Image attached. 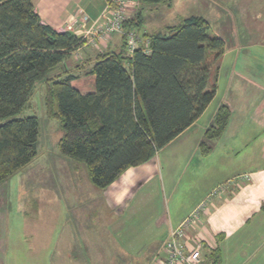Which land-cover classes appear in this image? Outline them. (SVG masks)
Masks as SVG:
<instances>
[{
  "label": "trees",
  "instance_id": "16d2710c",
  "mask_svg": "<svg viewBox=\"0 0 264 264\" xmlns=\"http://www.w3.org/2000/svg\"><path fill=\"white\" fill-rule=\"evenodd\" d=\"M142 12L123 22L124 34L142 28ZM209 31L202 16L183 18L163 32L136 34L140 42L130 54L120 35L118 50L94 56L85 72L94 77V92L82 94L72 84L78 75L64 65L86 41L43 24L33 0H0V184L37 155L38 118L18 115L41 84L46 117L61 123L60 153L83 163L97 189L153 159L216 95L225 41ZM230 116L228 105L217 108L199 142L202 155L212 151Z\"/></svg>",
  "mask_w": 264,
  "mask_h": 264
},
{
  "label": "crops",
  "instance_id": "0c3cea01",
  "mask_svg": "<svg viewBox=\"0 0 264 264\" xmlns=\"http://www.w3.org/2000/svg\"><path fill=\"white\" fill-rule=\"evenodd\" d=\"M207 1L212 3L225 0ZM33 3L43 24L49 25L57 32L69 31L78 36L79 28L84 26L86 29L104 9L106 1L33 0ZM208 4L202 11L215 10ZM77 8L88 16L86 25H81L80 17L74 15ZM145 29L147 30L143 34H152L148 28ZM87 46L84 45L79 50L86 49L90 56L85 58L93 59L95 50L91 45ZM120 46V36L115 34L104 49L113 51L118 50ZM235 49L240 51V44ZM79 50L73 55L80 52ZM82 60L84 61V58ZM237 76L240 78V70ZM89 77L93 83L92 88L84 90L75 85L79 78L72 84L82 94L93 93L94 77ZM237 100L238 107L227 101L226 105L231 110L230 119L223 134L215 141L212 152L205 157L214 159L226 169L215 170L211 175L213 179L208 181L207 186L198 194L193 191L188 193V198L178 199V205H173L167 217L162 216L154 225L148 222L142 226V217L138 216L133 220V226L131 223L125 227V230L128 227L131 231L126 237L122 236V232L118 233L120 229L115 226L117 219L125 216L128 208L130 209L132 199L128 197L133 187H138L137 183L140 182L147 183L157 176L159 165L154 158L128 169L105 190L97 189L92 183L78 185L76 182H67L64 185L68 189L67 196L62 193L58 199L57 196L55 199H49L45 193V200L40 206L35 199L21 202L20 211L29 209V212L33 213L31 216L24 215L26 217L20 219L21 223H17L21 239L29 240L30 244L28 247L25 245L26 249L23 251L24 246L13 240V243H18L21 251H15L13 258L6 260V264H142L143 261L133 258L134 255L140 256V249L134 251L133 246L136 239L142 240L146 235L148 238L143 245L149 249V255L152 257L150 264H153L155 258L163 254L171 231L203 202L206 212L203 214L202 225L191 231L204 239L202 264H264V104L250 105L244 100L240 107V85ZM211 104L212 102L190 128L168 145L177 143L181 149L192 146L197 154V145L217 110H211ZM191 135L195 138H191ZM228 136L231 140L227 139ZM178 157L179 154H173L172 160L178 161ZM174 166L175 164L171 165ZM171 171L180 177L184 173L176 168ZM245 175L252 177V181L240 178V182L226 186L221 195L208 199L210 191L228 181L230 177ZM38 187L41 188L38 183L31 186L34 190ZM45 190L51 191L49 186L45 187ZM76 191L80 194H73ZM23 194H27L25 190ZM3 199L0 195V221L5 225L7 211L1 209L6 203L5 196ZM32 209H38L39 212ZM136 211L140 213L137 207ZM13 224L16 225V222ZM148 224L152 227L146 231L144 229ZM133 230H138L139 233L132 232ZM1 252L6 255L5 250ZM22 252L24 262L19 258V253ZM125 256L130 257L128 261L122 259Z\"/></svg>",
  "mask_w": 264,
  "mask_h": 264
},
{
  "label": "rangeland",
  "instance_id": "374dc122",
  "mask_svg": "<svg viewBox=\"0 0 264 264\" xmlns=\"http://www.w3.org/2000/svg\"><path fill=\"white\" fill-rule=\"evenodd\" d=\"M207 3H209L208 6H211L215 10L211 8L212 11H202L205 10ZM110 9L111 6L106 3L98 17L92 20L86 28L92 32V34H88L91 37L92 45H85H88L87 47L91 45L95 50L93 56L96 53L105 52V45L109 43V40L115 34L125 36L124 32L110 34L111 37L109 39L99 33L98 36H94L95 32L93 31L96 28L98 29L99 26H104L105 19L103 18V14L107 15V17L111 16L108 11ZM140 10L143 11V26L136 33L139 37H142L143 32L147 30L145 28H148L151 33L163 32L166 27L177 24L183 18L202 16L210 25V34L225 41V50L219 62L217 74V92L212 101L211 110L217 109L222 103L226 104L227 101L238 107L237 95L239 85L240 107L244 100L250 105L264 104V0H225L221 2L214 1L212 3L207 0H171L169 3L145 6L135 3L128 8L126 13L129 16L135 11ZM80 14L85 13L80 8H77L74 15ZM87 21L84 22L85 25ZM86 29L83 26L79 28V31L81 32ZM239 44L240 51L235 49ZM85 50L82 49L81 51L79 50L80 52H76L72 58L65 62L64 66L71 73L78 75L79 79L75 82V85H79L84 90H87L93 87V83L91 77L86 76L85 72L92 65L93 59L85 58L90 56ZM83 58L84 61L82 60ZM60 69L54 70L50 76L56 75L61 71ZM239 70L240 78L237 76ZM35 90L30 102L27 103L18 116H36L38 118L39 138L37 155L30 164L0 185L1 199L4 200L5 196L6 201L3 204L4 208L1 209L2 211H7L6 224L3 225L2 221H0V262H4V264L7 263L6 260L13 258L15 251H21L18 248V243L24 246L23 251L26 249L25 245L28 247L30 244L29 240L24 241L21 239L17 223H21V218L31 216L33 213H30L29 209H22L20 211L21 202L35 199L40 206L41 202L45 200V193L49 199H55L56 196L58 199L62 196V193L67 196L68 189L64 186L67 182H76L78 185L91 183L83 163L60 153L58 140L62 135L61 123L59 120L47 118L45 115L42 104L45 93L44 85L41 84ZM191 138L195 137L191 135ZM227 139L231 140L229 136ZM197 150L198 152L195 154L196 150L192 146L181 149L177 146V143H171L156 153L154 159L159 165L157 176L150 179L147 183L140 182L137 183L139 184L138 187H133L128 197V199H132L130 209L128 208L126 215L117 219V223L115 224L120 229L118 233L122 232L123 237H126L129 233L131 234L128 227L127 230H125V227L131 223L133 226V220L138 216L142 217V226H145L148 222L154 225V222L162 216L165 215L167 217V213L169 210L171 212L173 205H178V199L188 198L189 194L193 191H196L195 194H198L202 188L206 187L208 181L213 179L211 175L215 170L226 169L214 159L210 157H208L210 159L205 158L207 155H202L199 150V144L197 145ZM173 154H179L178 161L172 160ZM172 164H175V166L171 167ZM75 166L77 170H75ZM173 168L183 170V175L181 177L176 176V173L171 171ZM239 176H232L226 182H233L237 177L242 178ZM245 177L249 178L247 180L250 181L251 179L252 181V177L249 175H245ZM34 183H38L41 188L38 187L36 190L31 188ZM168 185L171 187H168ZM48 186L51 190L50 192L45 190V187ZM24 190L27 193L26 195H22ZM73 194L77 195L80 192L76 191ZM88 194L91 195L90 193ZM214 196H210L208 199ZM22 198L24 199L22 200ZM136 207L140 213H137ZM32 210L39 212L38 209ZM203 218L204 215L202 213L200 215L201 221ZM14 222H16V225L13 224ZM151 225L148 224V227L144 230L148 231L152 227ZM201 225L202 223L196 226L200 227ZM132 232L139 233L138 230H133ZM147 238L148 235L144 238L142 237V240H140L141 238L136 239L133 246L134 251L135 249H140V256L134 255L133 258L140 259L143 261L142 264H150L152 258L149 255V249L143 245L147 241ZM13 240H16L18 243H13ZM14 246H16L15 250ZM3 250H5L6 255L1 252ZM22 257H24L23 252L19 253V258ZM26 258L24 260L28 261ZM129 258V256H125L122 259L128 261ZM21 261L24 262L23 258Z\"/></svg>",
  "mask_w": 264,
  "mask_h": 264
},
{
  "label": "built area",
  "instance_id": "2783aa9c",
  "mask_svg": "<svg viewBox=\"0 0 264 264\" xmlns=\"http://www.w3.org/2000/svg\"><path fill=\"white\" fill-rule=\"evenodd\" d=\"M138 3L136 0H111L107 5L111 6L108 10L111 16L103 14L105 22L104 26H99L93 32L94 36H98V33L108 37L110 34L122 33V24L127 19H130V15L126 13L130 6ZM81 25H85L84 22L88 20L87 15L80 14ZM83 29V28H82ZM80 32V31H79ZM92 34L91 31L82 30L78 36L82 37L86 44H91L92 40L88 34ZM125 43L127 51L130 54L136 47L140 40L134 32L125 33ZM92 45V44H91ZM241 179H249L243 176ZM233 182H225L217 186L208 195V198L213 195H221L225 192L226 186L236 184L240 182V178L234 179ZM229 181V180H228ZM206 212L205 202L194 209L183 221L171 231L169 238L165 242L163 254L156 257L153 264H202V251L204 250V239L198 233H192L193 229L197 228L202 221L200 215Z\"/></svg>",
  "mask_w": 264,
  "mask_h": 264
}]
</instances>
